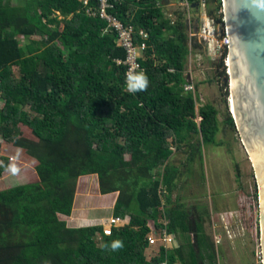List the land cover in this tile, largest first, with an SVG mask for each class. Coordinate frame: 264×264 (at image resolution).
Masks as SVG:
<instances>
[{
	"label": "trees",
	"instance_id": "obj_1",
	"mask_svg": "<svg viewBox=\"0 0 264 264\" xmlns=\"http://www.w3.org/2000/svg\"><path fill=\"white\" fill-rule=\"evenodd\" d=\"M187 1L194 9L205 1L208 15L224 25L222 0ZM115 14L134 26L136 43L146 45L140 60L146 90H125L126 66L116 60L126 52L82 0H0V95L6 102L0 128L14 143L25 125L46 150L38 183L0 192V264H196L195 248L205 237L189 230L177 210L180 168L170 159L185 144L201 154L190 144L193 134L205 145L222 146L219 133L224 126L237 132L235 122L228 115L222 126L212 104L197 112L195 95L184 91L190 43L194 51L200 45L182 13L172 20L164 0H118ZM21 36L31 42L22 46ZM222 53L216 67L225 76L228 51ZM18 64L21 76L14 71ZM10 164L3 158L0 179ZM87 175L98 176L103 195L120 192L113 217L129 223L110 236L103 225L74 230L66 221L78 179ZM153 221L157 229L193 233L194 241L161 247L149 259ZM114 241L123 247L112 250Z\"/></svg>",
	"mask_w": 264,
	"mask_h": 264
},
{
	"label": "rangeland",
	"instance_id": "obj_2",
	"mask_svg": "<svg viewBox=\"0 0 264 264\" xmlns=\"http://www.w3.org/2000/svg\"><path fill=\"white\" fill-rule=\"evenodd\" d=\"M13 1L16 5L26 2V0L24 3L23 0ZM164 2L166 12L168 7L170 9L168 13H171L170 16L173 15L171 16L173 20L182 13L188 25L190 20L192 29L195 27V19L203 10L208 15L206 3L204 9L201 4L198 9H194L185 6L181 0H168V3L164 0ZM210 3L214 5V2L210 1ZM59 15L60 19H63L62 15ZM221 31L222 28L219 27L218 32ZM169 35L170 33H166V36ZM20 42L22 46H27L31 39L21 36ZM194 44L195 42L190 43L191 54L188 57L186 75L195 82L201 95L202 101L199 100L198 109L205 104L214 105L220 112L219 119L224 126L225 118L232 114L228 106V98L231 97L230 86L225 85V76H221L216 67L223 53L216 50V52L208 51L198 38L196 44L200 45V48L194 51ZM225 64L224 59V66ZM20 69L21 64L14 65L17 76H21ZM227 69L225 66V73ZM5 105L6 102L0 95V109L3 110ZM199 120L198 118L197 122ZM224 127L226 132L221 131L218 135V139L225 143L222 146L205 145L200 135L193 134L190 136V144L192 147L200 146L201 154L194 150L191 154L190 148L186 152V144L182 146L181 151L177 150L173 154L170 163L180 168L179 187L173 193V200L180 198L177 202L180 204L177 210L183 212L189 230L205 237V244L200 243L201 247L196 245V264H264L259 177L239 132L232 131L229 126ZM20 128L23 135L14 143L5 140L0 128V166L3 164V158H9L11 164H15L18 169L15 174L8 170L0 179V192L39 182L40 157L46 150L39 147L38 139L30 128L22 124ZM77 186L76 198L85 203L92 201L91 206L94 211L100 209L101 199L105 197L101 196L97 175L80 177ZM116 193L120 194V192ZM81 212L83 211H76L77 217L75 215V218L69 220L70 228L77 230L89 227L86 226V221L80 226L75 224L74 221L78 220ZM151 223L152 227H155L154 223ZM97 238L100 242L99 237ZM151 248L154 250L151 254L155 256L160 254L158 246Z\"/></svg>",
	"mask_w": 264,
	"mask_h": 264
},
{
	"label": "water",
	"instance_id": "obj_3",
	"mask_svg": "<svg viewBox=\"0 0 264 264\" xmlns=\"http://www.w3.org/2000/svg\"><path fill=\"white\" fill-rule=\"evenodd\" d=\"M222 4L224 25L230 41L227 56L229 71L224 83L230 86V104L236 129L258 172L264 250V0H222ZM193 6L199 8V4ZM198 22L199 17L194 25Z\"/></svg>",
	"mask_w": 264,
	"mask_h": 264
},
{
	"label": "built area",
	"instance_id": "obj_4",
	"mask_svg": "<svg viewBox=\"0 0 264 264\" xmlns=\"http://www.w3.org/2000/svg\"><path fill=\"white\" fill-rule=\"evenodd\" d=\"M82 1L86 7V12L89 16L98 17L101 20H104L110 26L111 33L114 34L117 45L123 48V50L126 52V58L117 59L116 62L119 65L126 66L124 87L125 90L129 92L127 90V83H126L127 73L129 71H132L134 73H139V72L145 73V69L141 66L140 63V60L142 58L139 55V51L140 50L145 51L146 45L144 43L137 44L135 41L134 26L125 24L115 14L118 0H82ZM181 1L185 6L191 8V5L187 0H181ZM201 2L202 3L200 4L201 6H203L204 9L205 1H201ZM171 16L173 17V15ZM198 17H199V22L194 27V29H192V24L189 23L190 36L198 38L210 52L218 51L222 53L224 51H228L230 41L226 33L225 25L218 24L213 18H211L209 15L206 14L205 10H203L202 14ZM219 27L222 28L221 32H218ZM141 34L144 37H148V35L145 34L144 32H141ZM227 56L225 58L226 69L228 68ZM228 71L229 70L227 69L225 75L228 74ZM184 91L186 93H193L195 95L196 100H198V102L199 100L202 101L198 88L195 82L193 80H190L189 75H188V82L184 84ZM230 98L231 97L228 98V106L232 114ZM231 116L233 117V114ZM173 150L174 152L176 151L175 147L173 148ZM125 221L126 220L122 218H109L108 221L105 224H103L104 235L110 236L114 228H120L126 225ZM99 239L101 240L100 236ZM185 239H189V241L193 242L194 234L190 233L189 235H184V236L181 234L180 235L174 234L169 232L166 227H163L162 229L153 230V233L149 234L148 236V242L151 247L153 246H158L159 248L164 247L167 250L177 248L179 243H181ZM161 264H170V263L166 260Z\"/></svg>",
	"mask_w": 264,
	"mask_h": 264
},
{
	"label": "crops",
	"instance_id": "obj_5",
	"mask_svg": "<svg viewBox=\"0 0 264 264\" xmlns=\"http://www.w3.org/2000/svg\"><path fill=\"white\" fill-rule=\"evenodd\" d=\"M167 10H168V12L170 11V9L168 7H167ZM143 38H147V37H144L143 36ZM139 55L141 56L142 59H144L145 51H141L140 50L139 51ZM198 107L199 106L197 105V112H199ZM199 119H200L199 120V122H200L201 121V118H199ZM170 141L172 142L173 139H171ZM188 148L189 147L187 146V148L185 149L186 152H187V149ZM181 150H182V147H181ZM77 191H78V186H77ZM117 194H119V193H111V194H107V195H103L102 194L101 196L105 197V198H102L101 199L102 205H101L100 209L97 208V210L94 211L93 210V207L91 206V202L92 201H89V202L86 201V203L83 202V200L79 201L76 198V195H77V192H76L72 215H71L70 218H68L66 220L68 222V225L70 224V221L69 220L71 218H75V215L77 217L78 214H75L76 211H81V210L83 211V212H81L82 214L77 218L78 219L77 221H74L75 224L78 225V226H80L83 221H86L87 222L86 223L87 224L86 226L103 225V224H105L108 221L109 218H115V217H113V212H114L115 204H116V202L118 200V197H119V195H117ZM113 195H115V197ZM87 199H89V198H87ZM125 220H126L125 223L128 224L129 223V219H125ZM166 222H167V220L165 221V218H159V220H158V223L163 224V225H165ZM153 223H154V226L156 227L155 221H153ZM150 226L151 227L153 226L152 223L150 224ZM155 227H152L150 234L153 233V230H156L157 229V227L156 228ZM151 253H154V250L152 248H149L148 251L146 252V256L148 258L149 257L151 258L154 255V254H151Z\"/></svg>",
	"mask_w": 264,
	"mask_h": 264
},
{
	"label": "clouds",
	"instance_id": "obj_6",
	"mask_svg": "<svg viewBox=\"0 0 264 264\" xmlns=\"http://www.w3.org/2000/svg\"><path fill=\"white\" fill-rule=\"evenodd\" d=\"M188 28H189V25H188ZM188 31H189V29H188ZM126 83H127V90L129 92H131V93H135L137 91H142V90H146L147 89V87H148V78L143 72L134 73L132 71H129L127 73ZM8 170H10L14 174L18 171V169L15 166V164H10L8 166ZM122 247H123L122 241H114V242H112V245H111L112 250H118L119 248H122Z\"/></svg>",
	"mask_w": 264,
	"mask_h": 264
},
{
	"label": "bare ground",
	"instance_id": "obj_7",
	"mask_svg": "<svg viewBox=\"0 0 264 264\" xmlns=\"http://www.w3.org/2000/svg\"><path fill=\"white\" fill-rule=\"evenodd\" d=\"M231 87L233 88V83L232 82H231ZM249 153H250V151H249ZM250 156H251V159H252L253 163L255 164L254 159H253L251 153H250ZM255 167H256V164H255ZM257 175H258V172H257Z\"/></svg>",
	"mask_w": 264,
	"mask_h": 264
}]
</instances>
